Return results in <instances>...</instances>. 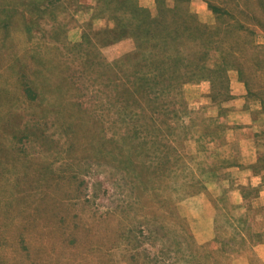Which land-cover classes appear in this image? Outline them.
Wrapping results in <instances>:
<instances>
[{
	"label": "rangeland",
	"instance_id": "obj_1",
	"mask_svg": "<svg viewBox=\"0 0 264 264\" xmlns=\"http://www.w3.org/2000/svg\"><path fill=\"white\" fill-rule=\"evenodd\" d=\"M210 2L0 0V264L256 263L231 167L264 164V2L212 0L249 27L220 43ZM162 8L186 53L200 25L197 73L156 66Z\"/></svg>",
	"mask_w": 264,
	"mask_h": 264
},
{
	"label": "trees",
	"instance_id": "obj_2",
	"mask_svg": "<svg viewBox=\"0 0 264 264\" xmlns=\"http://www.w3.org/2000/svg\"><path fill=\"white\" fill-rule=\"evenodd\" d=\"M209 1H211L210 5L213 7V9L219 15L221 22L223 20L224 25L216 31H211L209 29L202 28V30H203L202 34H203V36H205L204 39L206 41H207V38H210L211 40H213V36L218 35L219 33L220 34L217 36V41L220 40L219 43L221 41H229V36L235 34V38H236V35L239 34V32L241 34L243 31H246L249 29L248 25L245 22H243L242 20H239V18L237 19L236 7L235 8H229L228 6L222 7V6H219L217 4H214V2H212V0H209ZM260 2H264V0H260ZM240 9L242 10L241 12L243 14L251 16L250 12H247V10H245V8H240ZM170 12H172L171 9L162 8L159 17H156V18L155 17H152V18L145 17L144 18L145 25L143 26L142 30L150 31V34L148 35L146 41H149L147 43H150L155 48H157L158 52L163 51V53L161 54V58H160L161 61L158 58L157 65H156L157 67H168L167 65H169V67H171L172 63H170V61H175V64L177 65V67H180L179 62H181L183 60L185 71L182 72V77L185 75V73L186 74L190 73L193 75V74L197 73L195 70H197L199 67L205 68V64L203 66L201 65V62L203 61V59H199V55H198L199 50L195 48L196 46H198V40H196V37L194 36V34H195L194 28H195V26H200V25L198 23L193 22L192 23L193 28L189 27L190 30H188L189 31L188 33L190 35H189V37H186V38L191 40V44H192L191 48L194 51L186 53L185 50H187L189 42H182L181 41L182 37H180L178 34H176L174 30L172 32H169L170 28H169V20H168L169 15H168V13H170ZM186 16L188 18H190L192 16V14L187 12ZM163 33L166 35L171 34L172 37L166 36ZM155 34H157V36H159V39H157L155 37ZM153 39H156V40H153ZM159 42H161V43H159ZM144 43L145 42L143 40V44ZM182 47H186L185 50H183ZM173 50L174 51L176 50V53L173 52ZM139 52H140V50H139ZM195 52H196V55H198V56L195 55ZM228 53L229 54H231V53L235 54V52L232 51V49H229ZM174 54H176L177 56L174 57ZM159 61H160V63H159ZM225 61L227 62L226 58H225ZM241 63H243V62H241ZM232 64L236 65V66L239 65L236 63H232ZM215 69L216 68H214V70ZM239 69H240L239 71H241V73H242L244 70L242 64H241V67H239ZM175 73H177V71H174V74ZM172 76L178 77L175 75H172ZM169 81L171 84L173 83L172 80H169Z\"/></svg>",
	"mask_w": 264,
	"mask_h": 264
},
{
	"label": "crops",
	"instance_id": "obj_3",
	"mask_svg": "<svg viewBox=\"0 0 264 264\" xmlns=\"http://www.w3.org/2000/svg\"><path fill=\"white\" fill-rule=\"evenodd\" d=\"M247 153L248 155L245 158L239 160V164L231 167V171L236 174V179L239 180L240 187L236 188L237 191H240L239 194L242 201H252L255 203V200H257L261 205H264V164H261L263 158L261 146L259 145ZM244 154L245 152H243ZM247 185L258 191L257 196L250 200H247L242 191ZM255 253L259 255V258L257 256L256 263L251 264H264V242L255 246Z\"/></svg>",
	"mask_w": 264,
	"mask_h": 264
}]
</instances>
